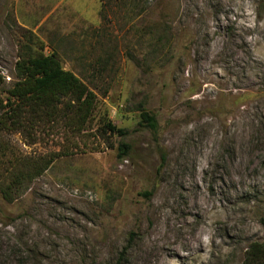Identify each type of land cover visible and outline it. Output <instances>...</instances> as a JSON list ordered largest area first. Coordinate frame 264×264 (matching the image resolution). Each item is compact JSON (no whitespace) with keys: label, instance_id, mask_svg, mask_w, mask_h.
<instances>
[{"label":"rangeland","instance_id":"374dc122","mask_svg":"<svg viewBox=\"0 0 264 264\" xmlns=\"http://www.w3.org/2000/svg\"><path fill=\"white\" fill-rule=\"evenodd\" d=\"M137 1L0 0L4 106L30 33L96 95L81 130L0 122V264H244L264 241V0Z\"/></svg>","mask_w":264,"mask_h":264},{"label":"trees","instance_id":"16d2710c","mask_svg":"<svg viewBox=\"0 0 264 264\" xmlns=\"http://www.w3.org/2000/svg\"><path fill=\"white\" fill-rule=\"evenodd\" d=\"M117 1L119 2L116 6L124 10L128 16L135 13L139 7L137 0ZM155 29L154 26H147L144 35L154 33ZM46 47L37 36L29 34V44L22 46L21 57L16 62L18 79L7 91L5 106L1 93L6 80L0 72V107L8 109L5 113H10L7 118H1L0 122L8 128L21 129L25 124L31 123L30 121L33 122L35 117L42 121L55 120L63 115L81 130L92 119L96 108V95L76 75L63 68L56 51L47 53ZM139 111L138 127L156 134L159 128L157 117L143 104L139 106ZM100 131L108 140L110 147L113 146L109 142V136L126 138L128 135L127 130L118 128L110 120L103 123ZM131 149L130 144L121 142L118 146V158L121 160L126 158ZM161 157L164 160V153H161ZM48 163L45 167L33 166L30 171L23 170L14 174L1 189L4 200L9 204L13 203L14 194L20 193L25 182L31 181L33 176L41 175L49 166ZM244 264H264V241L249 245Z\"/></svg>","mask_w":264,"mask_h":264}]
</instances>
